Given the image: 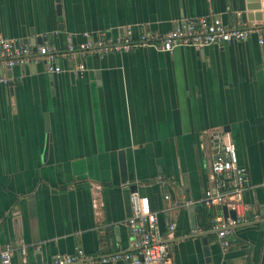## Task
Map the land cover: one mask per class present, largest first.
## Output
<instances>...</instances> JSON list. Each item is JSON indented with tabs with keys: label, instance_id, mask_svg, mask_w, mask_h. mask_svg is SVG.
<instances>
[{
	"label": "crops",
	"instance_id": "obj_1",
	"mask_svg": "<svg viewBox=\"0 0 264 264\" xmlns=\"http://www.w3.org/2000/svg\"><path fill=\"white\" fill-rule=\"evenodd\" d=\"M56 4L0 0V39L45 37L63 70L48 74L41 61L0 69V250L14 248L12 264H50L76 249L100 264L133 251L122 191L134 186L156 213L172 264H262L264 32L262 44L254 33L223 47L90 54L79 75L67 40L163 35L208 14L263 26L264 0H59L61 29ZM210 133L234 143L247 171L245 221L223 242L211 222L225 205L204 200L230 179L210 170Z\"/></svg>",
	"mask_w": 264,
	"mask_h": 264
},
{
	"label": "built area",
	"instance_id": "obj_2",
	"mask_svg": "<svg viewBox=\"0 0 264 264\" xmlns=\"http://www.w3.org/2000/svg\"><path fill=\"white\" fill-rule=\"evenodd\" d=\"M264 25H247L240 21L224 23L220 18L211 14L196 18L185 19L177 22L174 27L163 35L142 32L136 38L130 35L118 37L114 40L103 37L93 39L85 35V41L75 46L70 39L67 40V52L71 59H80L72 72L79 75L84 71L83 59L90 54L99 57L108 54L128 53L138 46L154 45L158 43L159 50L171 52L180 46L205 48L210 46L223 47L232 43L244 42L254 33L258 34V43L262 44L261 33ZM41 61L44 63L48 74H59L63 70L59 66V56L50 46L48 39L42 37L41 43L32 51L29 42H20L11 39H0V69H10L17 64ZM0 82L1 79H0ZM208 142L211 152L210 170L216 177L226 176L230 179L228 188L212 194L206 192L204 200L208 207L223 205L228 210L234 211L235 219L224 218L219 215L212 220V225L217 230L220 239L232 234L236 223L245 221L238 213L242 209V195L246 189L247 171L240 166L234 143L225 140L221 133H210ZM167 198V197H165ZM130 216L127 226L133 243V251L118 252L110 256L96 259L100 264H172L170 245L158 238L156 213L147 209L146 203L136 193L129 194ZM174 225L169 226L170 232ZM20 253L25 257V248L20 247ZM14 248L7 244L0 250V264H12ZM95 259L88 256L81 249H76L72 254H55L50 264H93ZM264 264V255L262 256Z\"/></svg>",
	"mask_w": 264,
	"mask_h": 264
},
{
	"label": "water",
	"instance_id": "obj_3",
	"mask_svg": "<svg viewBox=\"0 0 264 264\" xmlns=\"http://www.w3.org/2000/svg\"><path fill=\"white\" fill-rule=\"evenodd\" d=\"M55 1L57 3L56 4V13L59 16L58 17L59 29H61L62 28L61 18H60V16H61V8H60L59 0H55ZM31 46H32V51H34L35 50V47H36V43H32ZM119 170H120L121 183L124 185L126 183V168H125V161H124V154L123 153H120L119 154ZM132 192H135V187L134 186L127 187V188H125L122 191L124 201H125L126 206H127V208L129 210H130L129 194L132 193ZM222 211H223V217L224 218L230 217L232 219H235V216L236 215H235L234 211H228L225 206H223ZM237 226H239V225H237ZM237 226L235 225L232 228V230H234ZM214 232H217V230H214ZM225 237H227V236H225ZM225 237H223L221 239L222 242L225 240ZM37 264H40L38 262V258H37Z\"/></svg>",
	"mask_w": 264,
	"mask_h": 264
}]
</instances>
